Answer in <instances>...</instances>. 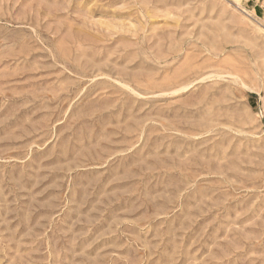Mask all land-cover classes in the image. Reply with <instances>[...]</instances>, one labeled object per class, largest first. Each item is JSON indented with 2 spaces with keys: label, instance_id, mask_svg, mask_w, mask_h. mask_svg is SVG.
Returning a JSON list of instances; mask_svg holds the SVG:
<instances>
[{
  "label": "rangeland",
  "instance_id": "rangeland-1",
  "mask_svg": "<svg viewBox=\"0 0 264 264\" xmlns=\"http://www.w3.org/2000/svg\"><path fill=\"white\" fill-rule=\"evenodd\" d=\"M255 8L0 0V264H264Z\"/></svg>",
  "mask_w": 264,
  "mask_h": 264
},
{
  "label": "crops",
  "instance_id": "crops-1",
  "mask_svg": "<svg viewBox=\"0 0 264 264\" xmlns=\"http://www.w3.org/2000/svg\"><path fill=\"white\" fill-rule=\"evenodd\" d=\"M245 2H255L257 5L256 11H260L263 14L264 19V0H245Z\"/></svg>",
  "mask_w": 264,
  "mask_h": 264
},
{
  "label": "bare ground",
  "instance_id": "bare-ground-1",
  "mask_svg": "<svg viewBox=\"0 0 264 264\" xmlns=\"http://www.w3.org/2000/svg\"><path fill=\"white\" fill-rule=\"evenodd\" d=\"M246 14V13H245Z\"/></svg>",
  "mask_w": 264,
  "mask_h": 264
}]
</instances>
